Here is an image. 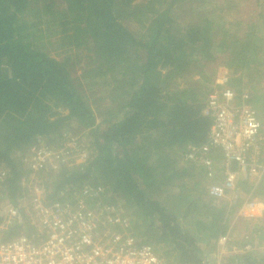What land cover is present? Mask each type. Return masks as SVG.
I'll return each mask as SVG.
<instances>
[{
  "label": "trees",
  "instance_id": "trees-1",
  "mask_svg": "<svg viewBox=\"0 0 264 264\" xmlns=\"http://www.w3.org/2000/svg\"><path fill=\"white\" fill-rule=\"evenodd\" d=\"M179 1L42 0L38 4L39 0H0V170L5 172L0 179L4 193L0 226L4 240L39 232L27 223L21 207L24 199L31 200L26 184L32 170L23 156L13 152L37 138H57L60 128L74 121L86 130L90 151L83 162L71 159L50 171L56 176L51 182L41 181L49 200L63 190L102 187L109 201L122 208L132 236L138 243L150 244L168 264H264V248L232 253L218 261L207 257L201 244L214 245L218 236L229 232L232 221L225 211L230 206L217 207L216 200L208 197L210 181L202 167L182 162L175 166L178 158L183 160L187 146L205 140L210 122L201 109L211 89L207 70L218 49L232 53L224 60L227 67L242 70L248 77V83L236 79L231 86L248 88L256 108L260 89L251 83V68L260 73L258 66L263 62L254 64L255 58L246 59L240 52L236 56L228 44L244 40L245 50L259 44L262 48L256 38L257 24L246 23L241 36L240 32H213L204 19L179 26L172 13ZM257 14L263 16L262 11ZM44 16L57 29L56 40L68 54L50 56L33 42L41 34ZM82 56V72L76 75ZM176 177L188 179L178 185L173 181ZM257 182L240 185L254 188ZM157 189L167 197L161 199ZM204 202L208 207L200 210ZM184 219L191 226L183 225ZM258 228L254 235L264 241V227Z\"/></svg>",
  "mask_w": 264,
  "mask_h": 264
},
{
  "label": "built area",
  "instance_id": "built-area-1",
  "mask_svg": "<svg viewBox=\"0 0 264 264\" xmlns=\"http://www.w3.org/2000/svg\"><path fill=\"white\" fill-rule=\"evenodd\" d=\"M201 114L210 122L205 140L187 146L182 159L202 167L210 181L208 197L228 205L236 201L241 182H257L264 173L262 121L248 88L231 85L212 87ZM83 150L71 134L59 149L39 145L30 149V161L25 162L32 175L26 189L38 216L39 232L4 240L1 225L0 264H168L150 244L138 243L122 208L109 201L102 187L63 190L50 200L44 195L37 174L56 171L71 159L83 162ZM4 175L0 170V179ZM3 196L0 187V199ZM230 225L231 229L232 222ZM231 242L229 230L218 236L216 244H229L231 254L258 248L256 236L250 233L240 243Z\"/></svg>",
  "mask_w": 264,
  "mask_h": 264
},
{
  "label": "rangeland",
  "instance_id": "rangeland-1",
  "mask_svg": "<svg viewBox=\"0 0 264 264\" xmlns=\"http://www.w3.org/2000/svg\"><path fill=\"white\" fill-rule=\"evenodd\" d=\"M137 1L139 0H132V3ZM228 1H233L235 3V0H181L179 2H176L172 6V13L175 16L174 19L176 20V23L179 24V26H185L187 24L193 25L197 22L200 23L204 19L205 22L207 21V23H209L213 32H219L221 35H223L224 33L231 34L240 32L239 35L241 36L242 33L245 32H242L241 29L245 27L246 23H249L252 26L257 24L256 29L258 31L256 32V38L261 40L262 48L259 47V44L257 47H255L254 50H252V45L248 50H245L241 47V44L244 43V40H229L228 46L233 50L231 51L236 56L242 53V55L240 56L244 55L246 59L255 58V60L252 62L254 64L263 62V64L261 66L259 65L258 67L264 68V0H239L232 6L229 5ZM41 3L42 0H39L38 4ZM259 11L263 12V16H258L257 12ZM42 21L43 22L39 24L40 28L42 29L41 34L38 33L35 37V40H33L36 46L53 57L59 58L64 55V53L68 54L67 48H62L59 46L56 40L59 36L57 29H52V27H50V23L47 22V16H44L42 18ZM125 22L133 29L132 23L127 20H125ZM45 26L49 29H47ZM240 36H237L235 38L237 39ZM254 42L256 43V40H254ZM245 44L246 43H244V45ZM257 48H259L260 50H258ZM238 52H240V54ZM230 54L232 53H224L222 49H218L217 52L214 53L216 60L215 62L210 63L209 70H207L208 76L206 82L209 89L218 85H231V83H235L236 79H243V83H248V77L245 76V73H243L240 68V71L235 72L232 68H229L225 65L226 63H224V60L227 59ZM84 61L85 60H83L82 56L76 65V75H79V73L82 72ZM251 73L254 76V81H251V83H253L254 86L260 89L259 99L257 101L258 106L256 105V109L262 121V134L264 135V69H260V73H256V71L251 68ZM59 133L60 136L58 135L57 138H54L52 140L50 139L51 136H49L47 137L49 139L42 138L38 142L33 141L28 147L24 148L23 150L14 151L13 155L18 157L23 156V160L28 162L30 161L32 154V151H30V149L33 146L39 145L50 149H59L63 141L68 137V135L71 134L72 136L77 138L78 144H82L84 149L83 152L86 153L87 156L90 151V138L86 135V130H80L74 121H70L60 128ZM172 149L173 147L169 150L171 151ZM262 150L264 151V143L262 144ZM75 161L79 162L77 160ZM181 162L184 163L183 160L178 158L175 162V166H180ZM55 177L56 176L54 175V173H50V171H42L39 174V179L41 181L47 180L48 183L52 178ZM187 179L188 178L185 177H176L173 179V181L179 185L183 182H186ZM247 184L248 183L244 184V186L241 185L237 200L228 204L231 211H225V215L228 220L232 221V227L230 229V239L234 243H240L245 234H255L254 230H256L258 227V229H262L264 227V173L258 185L256 184L254 188L247 187ZM165 188L166 187H164L163 190H166ZM49 189L51 188L49 187ZM158 192L160 193L161 199L167 197L166 192H162L157 189L156 194H159ZM173 192H177L175 188H173ZM190 195H192V191L190 192ZM245 198L248 199L246 202H244ZM214 202L217 207L229 208L228 205H226L225 200H216ZM243 202L244 204H242ZM21 205V207H23L24 209L25 219L27 220V223L36 228L39 220L37 214H35L34 210L31 207L30 200L24 199ZM240 205H242L241 210L238 213H235V207H238ZM206 207H208L207 203H205V206L201 204L200 210ZM200 219L202 221H205V218ZM182 223L187 227L191 226V224H189V221L186 219L182 220ZM199 229L202 230L203 227L201 226L199 227ZM257 241L258 248H264V241H261L258 236ZM233 242H231L230 244H232ZM201 246L205 249L207 257H212L211 261H218L222 257H226L227 255L231 254L229 244L222 246L217 244L213 245L210 242H203ZM160 249L162 250V247ZM156 252L158 253L157 250Z\"/></svg>",
  "mask_w": 264,
  "mask_h": 264
},
{
  "label": "crops",
  "instance_id": "crops-1",
  "mask_svg": "<svg viewBox=\"0 0 264 264\" xmlns=\"http://www.w3.org/2000/svg\"><path fill=\"white\" fill-rule=\"evenodd\" d=\"M260 69H264L263 67H260Z\"/></svg>",
  "mask_w": 264,
  "mask_h": 264
}]
</instances>
